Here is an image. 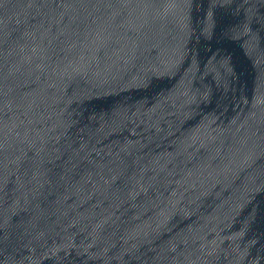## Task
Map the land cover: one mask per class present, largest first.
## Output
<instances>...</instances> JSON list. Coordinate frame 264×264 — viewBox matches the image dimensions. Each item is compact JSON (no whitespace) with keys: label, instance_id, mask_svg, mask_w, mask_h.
Here are the masks:
<instances>
[{"label":"water","instance_id":"water-1","mask_svg":"<svg viewBox=\"0 0 264 264\" xmlns=\"http://www.w3.org/2000/svg\"><path fill=\"white\" fill-rule=\"evenodd\" d=\"M0 264H264V0H0Z\"/></svg>","mask_w":264,"mask_h":264}]
</instances>
